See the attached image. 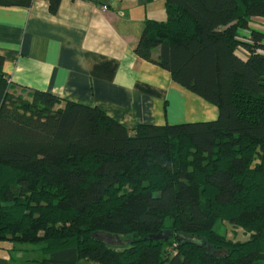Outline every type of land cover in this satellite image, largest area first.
Segmentation results:
<instances>
[{
	"label": "trees",
	"instance_id": "obj_1",
	"mask_svg": "<svg viewBox=\"0 0 264 264\" xmlns=\"http://www.w3.org/2000/svg\"><path fill=\"white\" fill-rule=\"evenodd\" d=\"M47 1L55 13L60 0ZM164 9L134 52L215 105L214 119L128 126L16 89L0 55V248L39 264H264V30L251 25L264 0ZM226 223L247 237L216 229Z\"/></svg>",
	"mask_w": 264,
	"mask_h": 264
},
{
	"label": "crops",
	"instance_id": "obj_2",
	"mask_svg": "<svg viewBox=\"0 0 264 264\" xmlns=\"http://www.w3.org/2000/svg\"><path fill=\"white\" fill-rule=\"evenodd\" d=\"M147 18L165 19L164 0H60L55 13L47 0L0 5L3 72L16 89L96 106L128 126L214 119L215 105L135 54ZM0 264L37 263L0 248Z\"/></svg>",
	"mask_w": 264,
	"mask_h": 264
},
{
	"label": "rangeland",
	"instance_id": "obj_3",
	"mask_svg": "<svg viewBox=\"0 0 264 264\" xmlns=\"http://www.w3.org/2000/svg\"><path fill=\"white\" fill-rule=\"evenodd\" d=\"M253 27L257 28V29H263L264 30V19H258L252 22L251 24ZM242 36H246L247 32L246 31H241L240 32ZM219 232L226 234L229 238L232 239H245L247 237V234L243 231V229L241 228H234L233 226H231L230 224L226 223L222 226H217L216 228ZM117 242V241H116ZM23 252V251H22ZM25 255L27 256V259H35V255L29 252H24ZM29 261V260H28ZM37 263V262H36ZM39 264V263H37ZM83 264H88V263H84Z\"/></svg>",
	"mask_w": 264,
	"mask_h": 264
},
{
	"label": "water",
	"instance_id": "obj_4",
	"mask_svg": "<svg viewBox=\"0 0 264 264\" xmlns=\"http://www.w3.org/2000/svg\"><path fill=\"white\" fill-rule=\"evenodd\" d=\"M177 240H178V242H182V241H189V240H195V239L190 238V237H186V236H183V235H178L177 236Z\"/></svg>",
	"mask_w": 264,
	"mask_h": 264
},
{
	"label": "built area",
	"instance_id": "obj_5",
	"mask_svg": "<svg viewBox=\"0 0 264 264\" xmlns=\"http://www.w3.org/2000/svg\"><path fill=\"white\" fill-rule=\"evenodd\" d=\"M104 9L106 8L105 6L103 7ZM245 31V30H244ZM241 32V31H240ZM247 32V34L246 35H248V31H246Z\"/></svg>",
	"mask_w": 264,
	"mask_h": 264
}]
</instances>
